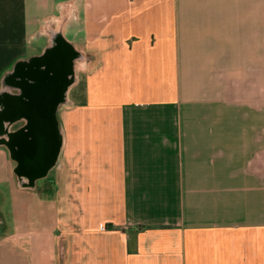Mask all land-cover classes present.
Listing matches in <instances>:
<instances>
[{"label": "crops", "instance_id": "obj_1", "mask_svg": "<svg viewBox=\"0 0 264 264\" xmlns=\"http://www.w3.org/2000/svg\"><path fill=\"white\" fill-rule=\"evenodd\" d=\"M54 29L81 66L43 177L0 144V264H264V0H0V80Z\"/></svg>", "mask_w": 264, "mask_h": 264}, {"label": "water", "instance_id": "obj_2", "mask_svg": "<svg viewBox=\"0 0 264 264\" xmlns=\"http://www.w3.org/2000/svg\"><path fill=\"white\" fill-rule=\"evenodd\" d=\"M80 58L73 43L54 29L40 54L16 62L5 74L17 79L24 92H32V109L19 108V101L6 94V106L0 110V144L17 161L15 171L26 177V184L43 177L56 161L59 150L56 110L75 80V64ZM42 99H47L49 106L38 104ZM21 114L30 116V123L11 131V122Z\"/></svg>", "mask_w": 264, "mask_h": 264}, {"label": "flooded vegetation", "instance_id": "obj_3", "mask_svg": "<svg viewBox=\"0 0 264 264\" xmlns=\"http://www.w3.org/2000/svg\"><path fill=\"white\" fill-rule=\"evenodd\" d=\"M42 50L39 53H36V54H33L29 57L21 59L20 61L25 60V59H30V58H32V56L40 54L42 52ZM17 62H19V61H17ZM13 67H14V65H13ZM13 67L10 69V71L13 69ZM16 80L17 79H13V78L10 79V76L7 77V75H4L3 78L0 80V110L6 106V103H7V95L6 94L13 95L15 97V99L19 101V108L23 109V108L28 106L30 109H32V92H30V94L27 92H24L22 87L18 83H16ZM46 100L47 99H42V100H40V102L38 104H42V106H44V105L49 106V103H48V101L46 102ZM63 102H64V100H63ZM29 123H30V116H27L24 114L18 115L11 122L10 128L12 127V129H10V130L11 131L18 130V129L22 128L23 126H26Z\"/></svg>", "mask_w": 264, "mask_h": 264}, {"label": "rangeland", "instance_id": "obj_4", "mask_svg": "<svg viewBox=\"0 0 264 264\" xmlns=\"http://www.w3.org/2000/svg\"><path fill=\"white\" fill-rule=\"evenodd\" d=\"M31 56V55H30ZM80 66H81V63L79 62V64H75V71L77 72V70L80 68ZM75 72V73H76Z\"/></svg>", "mask_w": 264, "mask_h": 264}, {"label": "bare ground", "instance_id": "obj_5", "mask_svg": "<svg viewBox=\"0 0 264 264\" xmlns=\"http://www.w3.org/2000/svg\"><path fill=\"white\" fill-rule=\"evenodd\" d=\"M79 62H80V61L77 60V61H76V64H79Z\"/></svg>", "mask_w": 264, "mask_h": 264}, {"label": "built area", "instance_id": "obj_6", "mask_svg": "<svg viewBox=\"0 0 264 264\" xmlns=\"http://www.w3.org/2000/svg\"><path fill=\"white\" fill-rule=\"evenodd\" d=\"M103 227V226H102Z\"/></svg>", "mask_w": 264, "mask_h": 264}]
</instances>
